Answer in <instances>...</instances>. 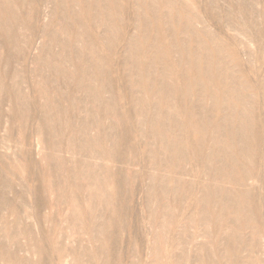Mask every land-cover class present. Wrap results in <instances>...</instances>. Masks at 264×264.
<instances>
[{
	"label": "bare ground",
	"instance_id": "1",
	"mask_svg": "<svg viewBox=\"0 0 264 264\" xmlns=\"http://www.w3.org/2000/svg\"><path fill=\"white\" fill-rule=\"evenodd\" d=\"M199 1L0 0V264H264V0Z\"/></svg>",
	"mask_w": 264,
	"mask_h": 264
},
{
	"label": "rangeland",
	"instance_id": "2",
	"mask_svg": "<svg viewBox=\"0 0 264 264\" xmlns=\"http://www.w3.org/2000/svg\"><path fill=\"white\" fill-rule=\"evenodd\" d=\"M192 1V0H191ZM197 3H199L198 5H197V10H200L201 12H202V14L205 16V18L207 19V22H208V24L209 25H221V24H217V23H214V22H212L211 20H210V18L208 17V15L210 16V14H208V12H207V9H206V6L205 5H202V4H204V3H202L201 1H199V0H197ZM192 6V5H191ZM188 7H190V6H188ZM261 7H263L264 8V3L262 2L261 4H260V8ZM220 9L219 10H221V11H223L222 12V14H224V12L226 11V9H228V3H225V0H222L221 1V4H220V7H219ZM190 9H192V7H190ZM194 10V9H193ZM223 16V15H222ZM260 19H262V16H260ZM211 23V24H210ZM213 28H215V27H213ZM130 31H133V28H131L130 27ZM228 34V36H226V39L229 41V42H232V43H234L236 40L232 37V36H230L229 35V33H227ZM19 123H17V124H15V127H14V138L15 137H17L18 136V134H17V132H18V129H19ZM35 140V138H31L30 139V145H29V148H30V158H31V160H33V161H36V162H34L35 163V167L36 166H42V167H44L43 169H47L49 166H50V163H49V160H47V161H44L43 162V164H41L38 160H40V156L37 154V145H36V147H35V145H34V142L36 143V141H34ZM39 158V159H38ZM40 163V164H39ZM23 168V167H22ZM30 174H31V181L32 180H34L33 179V177L35 176V175H41V174H43V173H35V168H33V167H31L30 168ZM45 174H46V177H48V171H46L45 172ZM39 175V176H40ZM45 184H46V182H45ZM130 217H132L133 218V216H130ZM137 219V218H136ZM135 219V221H137ZM52 220L53 219H51V221L48 223V222H44L43 224H41V226H42V228L43 229H45L46 231H47V233H48V230H51V228H53V222H52ZM54 220L56 221V222H54L56 225H58V226H61L60 225V219L59 218H57V217H55L54 218ZM130 220H132L131 218H130ZM134 221V222H135ZM162 222V220L161 221H159V223H161ZM137 223H139V222H135L134 224H136V226H137ZM139 225V224H138ZM139 227V226H138ZM133 230V229H132ZM137 230H139L138 232L140 233V229H138L137 228ZM133 232L134 233H132V231H130V232H126V233H128V234H126V233H124L123 235H122V240H126V245L124 244L125 243V240H124V243H123V247H124V250L122 251V248H121V255H122V257H123V262H124V264H126L127 263V261H128V259H129V251L131 250V248L129 249V247H130V244L129 243H131V240L130 239H132V236L134 237L135 235H137V232H136V230H133ZM132 234V235H131ZM125 235H127V236H125ZM140 235H142L141 233H140ZM131 237V238H130ZM129 238V239H128ZM130 240V241H129ZM129 244V245H128ZM127 245H128V248H126L127 247ZM126 248V249H125ZM138 248H140V247H138ZM128 249V250H127ZM127 250V251H126ZM124 251H125V253H126V255H125V253H124ZM123 252V253H122ZM124 254V255H123ZM128 254V255H127ZM205 254H207V255H209V252H207V251H205L204 252V255ZM125 260V261H124ZM195 264H201V263H195ZM202 264H205L204 262H202Z\"/></svg>",
	"mask_w": 264,
	"mask_h": 264
}]
</instances>
